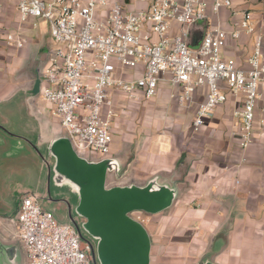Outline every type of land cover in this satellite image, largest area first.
Segmentation results:
<instances>
[{
    "label": "crops",
    "instance_id": "1",
    "mask_svg": "<svg viewBox=\"0 0 264 264\" xmlns=\"http://www.w3.org/2000/svg\"><path fill=\"white\" fill-rule=\"evenodd\" d=\"M1 1L4 23L15 28L14 1ZM121 1L128 10H144L151 2ZM231 1L234 7L252 13L264 36V0ZM230 20V11L222 8L218 16L210 15L192 25L189 44L198 45L207 27L219 23L226 28ZM35 27L29 23L21 27L26 39L21 48L0 42V239L4 243L14 241L16 230L10 217L21 196L35 195L44 209L60 206L56 218L62 223L69 219L67 202L73 205L69 192L49 185L50 158L45 147L57 135L59 123L50 103L41 97L40 88L48 51L54 44L48 24ZM251 48L252 37L244 35L238 41L229 40L225 52L241 64ZM37 81L38 90L33 92ZM177 92L178 88L160 83L156 96L147 101L112 95L116 115L111 133L117 137L112 141L115 148L106 157H115L121 164L118 182L142 184L154 175H173L180 188L171 207L152 214L162 217L170 210L172 223L167 224L164 234L159 235L154 223L148 228L144 225L151 238V263L153 228L161 248L156 251L154 264H193L204 255L215 264H264L262 113H256L252 141L242 151L235 135L239 118L234 114L240 107V96L228 95L204 125L193 131L194 112L206 87L197 88L186 106L177 103ZM118 99L125 104L124 118L119 117L122 110ZM129 125L133 131H129ZM47 196L52 199L47 200Z\"/></svg>",
    "mask_w": 264,
    "mask_h": 264
},
{
    "label": "built area",
    "instance_id": "2",
    "mask_svg": "<svg viewBox=\"0 0 264 264\" xmlns=\"http://www.w3.org/2000/svg\"><path fill=\"white\" fill-rule=\"evenodd\" d=\"M13 1L15 28L4 23L0 0V42L21 48L26 43L21 27L47 22L54 46L48 51L40 95L52 105L58 133L80 155L99 159L109 154L116 115L113 94L147 101L160 83L178 88L180 106L192 102L197 88L206 87L194 112L193 131L228 95L241 97L234 112L240 150L252 141L258 111L264 126V36L252 13L231 0H151L144 10H128L121 0ZM222 8L230 11L229 26L207 27L198 45L191 46L189 28L218 16ZM244 35L252 37V48L238 64L225 48ZM12 223L25 264H97L93 241L80 230L78 217L69 213L67 223L59 222L35 195L20 197Z\"/></svg>",
    "mask_w": 264,
    "mask_h": 264
},
{
    "label": "water",
    "instance_id": "3",
    "mask_svg": "<svg viewBox=\"0 0 264 264\" xmlns=\"http://www.w3.org/2000/svg\"><path fill=\"white\" fill-rule=\"evenodd\" d=\"M38 84L37 81L33 92H37ZM45 151L50 158L49 185L71 194L73 205L67 202L70 216L78 217L80 230L95 242L93 255L97 264H151L149 232L132 213L152 215L171 207L180 194L173 175H154L142 184L118 183L122 175L117 158L80 155L61 133L47 142ZM110 173L116 183L107 186ZM47 210L56 217L60 206ZM12 238L10 243L0 239V264H25L17 244L20 242ZM193 264L215 263L204 255Z\"/></svg>",
    "mask_w": 264,
    "mask_h": 264
},
{
    "label": "rangeland",
    "instance_id": "4",
    "mask_svg": "<svg viewBox=\"0 0 264 264\" xmlns=\"http://www.w3.org/2000/svg\"><path fill=\"white\" fill-rule=\"evenodd\" d=\"M45 26H47V22L44 21V20H40V21H38L35 29H37L38 27L45 28ZM111 98H113V96H111ZM119 99L120 100H125V98H123L122 96H119ZM119 99H118V104H119V107H120L119 110L120 111L122 110L121 112H118L119 113V117L121 115L124 118L126 116V113H125V110H126L125 104L122 103V101H120ZM51 107H52V105H51ZM131 127H132V125H129V129H130L129 131H133V130H131ZM115 137H117V134L114 132V133H112V141L114 140ZM112 141H111V143H112ZM111 143H110V146H109V150L110 151L112 150L113 147L115 148V146H113V143L112 144ZM106 183H107V186H112L114 183H116V181L114 180V178L111 175V173L108 175L107 182ZM167 211H170V210H167ZM167 211L164 212V214H162V217H159L158 215H156V216L148 215V214H146L144 212H133L132 215L137 220H139L140 222H142L143 225H145L147 228L148 227H151V225L154 223V225L155 226L157 225V227H158L157 229L159 231L158 232L159 235H162V234H164V230L167 227V224H169L171 226V223H172V220H170V218H169L171 216L170 215V212H167ZM158 220H160V221H158ZM158 223H160V224L158 225ZM151 230H152L151 231L152 232L151 237L153 239V242L155 243L153 245V248H152V256L153 257H152V263L151 264H154L155 256H156V251H157V249H161V248L157 244L158 243L157 237L159 235L157 234V232H154V229L153 228ZM17 244L19 246L22 259L24 260L25 259L24 250H23L22 246L20 245V243H17Z\"/></svg>",
    "mask_w": 264,
    "mask_h": 264
},
{
    "label": "flooded vegetation",
    "instance_id": "5",
    "mask_svg": "<svg viewBox=\"0 0 264 264\" xmlns=\"http://www.w3.org/2000/svg\"><path fill=\"white\" fill-rule=\"evenodd\" d=\"M18 204H19V202L17 203V207H16V209H15V212H14V214H13V216L12 217H10V220H11V222L15 219V217H16V214H17V211H18ZM135 212H139V211H135ZM93 241V240H92ZM93 244H94V248H95V242L93 241Z\"/></svg>",
    "mask_w": 264,
    "mask_h": 264
}]
</instances>
